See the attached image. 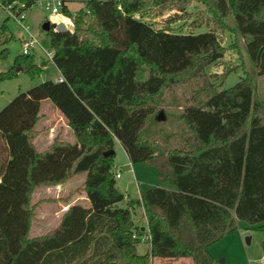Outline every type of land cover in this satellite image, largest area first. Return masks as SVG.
<instances>
[{
    "label": "trees",
    "instance_id": "trees-1",
    "mask_svg": "<svg viewBox=\"0 0 264 264\" xmlns=\"http://www.w3.org/2000/svg\"><path fill=\"white\" fill-rule=\"evenodd\" d=\"M36 2L0 5L19 14ZM194 2L218 29L248 38V55L264 76V0H89L74 14L64 2L76 31H46L53 60L37 63L34 50L0 72V81L18 76L19 69L34 77L52 62L64 78L19 93L0 111V264H152L154 258L222 264L209 246L239 230V221L264 234V100L254 77L246 73L224 89L227 76L209 80L208 69L225 55L217 28L198 34L154 29L159 58L181 53L175 57L187 59L177 69L148 55L147 26L138 16L175 6L184 12ZM8 55L4 48L0 60ZM194 79L204 84L181 113L189 129L183 145L159 153L142 143L140 130L150 114L161 112L166 91ZM44 100L64 116L74 143L57 136L44 151L37 149ZM116 141L131 162L154 163L168 187L141 190L120 207L125 194L117 184L116 152L105 155ZM81 174L90 204L71 205L55 229L31 237L35 190ZM137 208L144 223L135 220ZM146 234L150 247L140 253Z\"/></svg>",
    "mask_w": 264,
    "mask_h": 264
},
{
    "label": "rangeland",
    "instance_id": "rangeland-1",
    "mask_svg": "<svg viewBox=\"0 0 264 264\" xmlns=\"http://www.w3.org/2000/svg\"><path fill=\"white\" fill-rule=\"evenodd\" d=\"M88 1L64 0L72 14L80 9H86ZM48 2L51 3L52 7L57 4V0H37L34 6L23 12L26 18L22 20V23L49 50V39L42 26L47 20L55 22L54 17L64 15V13L63 7H59L58 13H53L51 9H47L45 5ZM200 9L203 11L199 12ZM23 15L16 17L13 12L10 13L0 5V51L4 48L9 49L8 57L0 60V72L8 71L14 64L17 55L22 54V38L28 37V33L19 23ZM138 17L146 24H143V29L147 26L148 31L144 33V38L149 43L148 55L166 69H177L185 65L187 59L183 56L175 57L181 55V53H173L172 55L175 56L170 59L161 57V55L159 58L157 46L154 44V29L169 27L183 33L195 32L198 34L217 28L219 38L225 47V55L208 69L209 80L218 83L220 79H225L227 76L222 88H230L235 86L240 78L248 73L254 77L258 94L264 100V76L257 75L255 66L248 55L246 49L248 38L235 32L218 29L215 22L212 21L211 15L201 4L194 2L184 12L175 6L169 7L162 14L139 15ZM226 22L231 28L235 27L234 17H229ZM72 24H74L73 21ZM43 57L45 56L42 50L38 48L36 50V62L40 64ZM59 76L60 71L52 62L47 65L42 74H37L34 77L19 69L18 76L0 81V111L19 93L26 92L44 81L56 80ZM203 84L202 79H194L185 83H178L167 90L159 105L162 108L161 112L156 111L150 114L140 130L142 143L154 146L159 153L167 149L181 147L184 138L189 134L188 127L181 119V113L186 104L192 102L193 95ZM41 109L43 117L37 125L39 136L36 139V146L39 151H43L47 147L48 141L54 136L53 133L57 134L53 128L60 132L62 136H68L66 121L63 120L61 113L51 101L45 100ZM161 113L164 119L158 120L157 117ZM75 139V136H72L70 141L75 142ZM115 152V167L121 169V176L117 177V184L125 194V199L119 203V206L126 208L129 200L137 199L140 196L141 190L162 183L158 180V169L154 163L131 162L119 141L115 143ZM85 179L86 174H81L74 177L67 184L62 185V187H38L35 190L32 201L37 207L30 230L31 237L43 236L56 228L59 223L56 214L58 213V216L61 214L63 205L67 202L65 198L72 195L69 200L70 203L74 200L80 204H90L83 189ZM141 216L142 209L137 208L135 220L144 223ZM238 224L239 230L225 235L210 245L209 251L218 261L221 262L224 259L226 264H264L260 260L264 254L262 247L263 232L249 228V225L244 221H239ZM237 234L239 239L235 237ZM246 237H251L250 243L246 241ZM148 248L147 243H140L138 246L139 252H145ZM155 264L171 263L156 260ZM191 264H193L192 260Z\"/></svg>",
    "mask_w": 264,
    "mask_h": 264
},
{
    "label": "built area",
    "instance_id": "built-area-1",
    "mask_svg": "<svg viewBox=\"0 0 264 264\" xmlns=\"http://www.w3.org/2000/svg\"><path fill=\"white\" fill-rule=\"evenodd\" d=\"M64 4V1L63 0H57V4L55 6H51V3L48 2L46 3L45 7L47 9H51L53 13H58L59 12V7H62ZM23 15V12L22 13H19V14H15L16 17H19ZM26 18L25 15H23L21 17V20L19 21L20 25H22V27L25 29V31L28 33V37H23V40H22V53L23 54H30L32 53L34 50H37L38 48H40L45 56V58L49 61H52L53 60V57H54V53L48 49H46L40 42V40L35 37L29 30H28V27L22 23V20H24ZM67 23V22H65ZM68 24H72V20L69 21ZM64 78L62 76H60L58 78V81H63ZM121 176V169H118L117 172H116V177H120ZM151 237L149 234H146L142 237V242L144 241H150ZM262 263H264V254L262 255L261 259Z\"/></svg>",
    "mask_w": 264,
    "mask_h": 264
},
{
    "label": "crops",
    "instance_id": "crops-1",
    "mask_svg": "<svg viewBox=\"0 0 264 264\" xmlns=\"http://www.w3.org/2000/svg\"><path fill=\"white\" fill-rule=\"evenodd\" d=\"M66 6L68 7V4L66 3ZM69 9V8H68ZM68 19V22H67V24L69 23V21H71V18L70 17H67L66 15H59V16H56V17H54V21L55 22H61V21H63V22H65L64 21V19ZM22 40H23V38H22ZM60 77V76H59ZM58 77V78H59ZM56 80H58V79H56ZM45 101V100H44ZM43 101V102H44ZM43 102H42V105H43ZM57 109V108H56ZM42 110V109H41ZM58 110V109H57ZM59 111V110H58ZM62 115V114H61ZM62 117H63V120L64 121H66V119L64 118V116L62 115ZM66 132H67V134H68V136H62V134H60V132H57L56 130H55V128H53L54 129V132L55 133H57V134H52V135H54V136H52L51 137V139L48 141V144L46 145L47 147L54 141V139L58 136V137H60L62 140H66V141H69V142H71V143H74V142H72V141H70V139H71V137L72 136H74V134H73V132H72V130L70 129V127L68 126V124H67V121H66ZM75 141H76V139H75ZM35 144H36V141H35ZM37 147V146H36ZM46 147V148H47ZM46 148H44L43 149V151L46 149ZM118 170V169H117ZM71 181V180H70ZM68 183V182H67ZM67 183H65V184H67ZM65 184H61V185H58V186H54V188H59L60 186L62 187V185H65ZM159 185H161V186H164V187H168L166 184H159ZM119 187V186H118ZM148 188H150V187H148ZM147 188V189H148ZM140 197V196H139ZM86 199H88V198H86ZM77 203V201H71V203L70 202H66L64 205H63V209H62V212H61V214H59V216H58V213L56 214L57 215V220L59 221V223L61 222V219H62V216L67 212V210L69 209V207L71 206V205H73V204H76ZM59 223H58V225H59ZM57 225V226H58ZM56 226V227H57ZM235 237H237V239H239V236H238V234L235 236ZM250 238V241H251V237H249ZM142 243H147L148 245H149V247H150V244L147 242V241H144V242H142ZM250 243V242H249ZM149 250V248L147 249V251ZM139 251V250H138ZM147 251H145V252H147ZM145 252H140V253H145ZM161 261V260H164V261H169L171 264H184V263H186V264H191V259L190 258H180V259H160V258H154L153 260H152V264H155V261ZM193 263V262H192Z\"/></svg>",
    "mask_w": 264,
    "mask_h": 264
},
{
    "label": "water",
    "instance_id": "water-1",
    "mask_svg": "<svg viewBox=\"0 0 264 264\" xmlns=\"http://www.w3.org/2000/svg\"><path fill=\"white\" fill-rule=\"evenodd\" d=\"M43 30L45 31H49L51 28L55 29L56 31H71V32H75V26L73 24H67L63 21L61 22H51L50 20H47L44 22L43 26H42ZM158 120H162L164 119L163 114L161 113L158 117ZM110 153H115V150H111L105 153V155H109ZM246 241L249 243L250 242V238L246 237ZM222 264H226V261L223 259L221 261Z\"/></svg>",
    "mask_w": 264,
    "mask_h": 264
}]
</instances>
